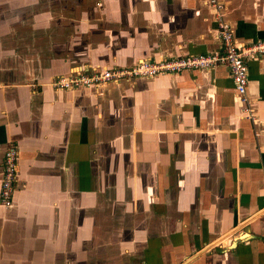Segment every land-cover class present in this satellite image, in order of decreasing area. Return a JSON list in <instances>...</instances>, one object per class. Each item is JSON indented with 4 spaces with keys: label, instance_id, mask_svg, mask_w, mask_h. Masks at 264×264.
I'll return each instance as SVG.
<instances>
[{
    "label": "crops",
    "instance_id": "obj_1",
    "mask_svg": "<svg viewBox=\"0 0 264 264\" xmlns=\"http://www.w3.org/2000/svg\"><path fill=\"white\" fill-rule=\"evenodd\" d=\"M37 2L0 25V179L17 151L0 264H264V55L246 62L253 121L224 66L52 88L219 40L205 0ZM221 3L238 46L264 38V0Z\"/></svg>",
    "mask_w": 264,
    "mask_h": 264
},
{
    "label": "built area",
    "instance_id": "obj_2",
    "mask_svg": "<svg viewBox=\"0 0 264 264\" xmlns=\"http://www.w3.org/2000/svg\"><path fill=\"white\" fill-rule=\"evenodd\" d=\"M212 9L216 35L219 40L217 50L178 57H161L154 60L139 59L127 67H78L67 75L52 77L47 84L52 88L76 89L87 86H104L111 82L137 77H154L165 74H177L181 71L209 69L224 66L233 83L234 90L241 104L242 116L254 120V111L246 96V62L259 55H264V38L253 43L238 46L235 43L233 29L224 16L221 0H205ZM16 147L8 142L2 153L0 179V206L11 205L15 186Z\"/></svg>",
    "mask_w": 264,
    "mask_h": 264
},
{
    "label": "rangeland",
    "instance_id": "obj_3",
    "mask_svg": "<svg viewBox=\"0 0 264 264\" xmlns=\"http://www.w3.org/2000/svg\"><path fill=\"white\" fill-rule=\"evenodd\" d=\"M25 1L26 2H28V1L33 2V0H0V25H3L1 27V29L11 28L10 27L12 25L11 23H13L14 20L17 21V22H14V24H17L18 27H20V28H16L14 31L17 32L23 26H26V23H18L21 15L23 14L22 12H20L21 11L20 9L25 8L23 6L22 7L18 6V4H23ZM39 1L40 0H38L37 4H40ZM17 14H18V16H17ZM26 21H30V20L26 19ZM36 30H38V29H36Z\"/></svg>",
    "mask_w": 264,
    "mask_h": 264
}]
</instances>
